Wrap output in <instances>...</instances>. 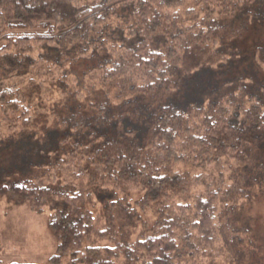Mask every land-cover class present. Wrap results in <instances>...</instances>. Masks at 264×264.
I'll return each mask as SVG.
<instances>
[{"label": "trees", "instance_id": "obj_1", "mask_svg": "<svg viewBox=\"0 0 264 264\" xmlns=\"http://www.w3.org/2000/svg\"><path fill=\"white\" fill-rule=\"evenodd\" d=\"M262 5L0 0V140L33 124L31 98L44 89L89 106L100 127L112 120L107 134L62 142L69 149L49 180L62 183L24 178L0 186L12 202L49 211L57 252L48 264H235L245 232L230 219L253 190H264V90L247 81L221 86L214 72L200 101H166L184 78L226 65L229 46L251 24L239 19ZM253 52L264 73V48ZM80 59L93 63L81 82L70 71ZM32 72L39 91L31 89ZM132 102H144L140 114L125 110ZM120 112L141 128L128 129ZM77 124L70 134H85L89 127Z\"/></svg>", "mask_w": 264, "mask_h": 264}, {"label": "rangeland", "instance_id": "obj_2", "mask_svg": "<svg viewBox=\"0 0 264 264\" xmlns=\"http://www.w3.org/2000/svg\"><path fill=\"white\" fill-rule=\"evenodd\" d=\"M253 9L257 11L254 13L255 17L252 15L249 19L244 17L239 19L240 22L249 20L251 24L242 36L229 46L228 63L221 65L215 71L202 70L184 78L181 87L166 101L167 103L180 107L187 101L190 103L200 101L196 96L200 90L211 84L209 81L213 82L214 72H217L214 79L220 80L219 74H221V84H223L221 86L234 87L238 82L247 81L257 86L258 91L264 90V73L253 57L254 49L264 48V5ZM2 43L0 40V45ZM92 65L90 61L77 60L70 68L71 74L76 75L81 82L83 74ZM28 75L34 80L31 89L39 91L40 83L36 72ZM232 76H234L231 79L233 82L230 83L229 78ZM227 82L229 84H225ZM54 90L56 89L52 88L53 93L50 95H45V89L41 93H34V98H31L33 124L24 132L7 133L0 140V186H9L24 178H40L55 187L58 182L62 183L61 178L57 177L53 183L49 180L61 154L69 149L68 145L76 141L81 142L88 134L100 135L109 131L112 120L105 122L101 127L98 126V118L89 110V106H85L81 101H75L71 96L62 101L58 99ZM208 96L210 93L204 96L201 94L199 98ZM143 105L144 102H132V106L127 105L124 108L133 116L134 113L140 114ZM134 108L135 111H130ZM121 110L124 111L119 109ZM119 115L128 129L141 128L137 121H132L133 117L121 112ZM75 117L76 119L73 120ZM62 123H65V127H62ZM77 123H83L84 128L89 127L85 134H70L69 126H79ZM71 137V142L63 145L62 142ZM252 193L254 194L242 203L241 208L230 219L231 227L245 232L239 240L238 260L235 264H264V190H253ZM138 196V193L130 194L132 199H137ZM92 210L100 211L97 207ZM48 215L47 209L41 212L32 211L27 204L14 203L0 193V264H48V259L57 252V241L49 228ZM142 215L148 224H152L154 216L150 212L146 211ZM246 233L250 236L245 237ZM69 258L70 254L62 256L63 261ZM204 264H230V262L221 258L212 262L205 261Z\"/></svg>", "mask_w": 264, "mask_h": 264}]
</instances>
